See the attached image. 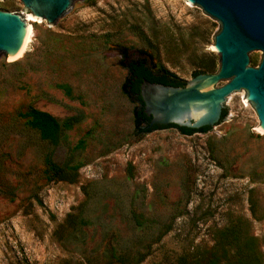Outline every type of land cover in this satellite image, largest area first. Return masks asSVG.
Segmentation results:
<instances>
[{
  "label": "rangeland",
  "instance_id": "374dc122",
  "mask_svg": "<svg viewBox=\"0 0 264 264\" xmlns=\"http://www.w3.org/2000/svg\"><path fill=\"white\" fill-rule=\"evenodd\" d=\"M76 6L60 28L31 20L20 60L0 63V264H109L114 249L147 253L139 264H264V133L245 95L203 134L137 135L121 89V50L185 82L217 70L218 22L185 0ZM29 106L76 118L65 144L30 128Z\"/></svg>",
  "mask_w": 264,
  "mask_h": 264
},
{
  "label": "water",
  "instance_id": "95a60500",
  "mask_svg": "<svg viewBox=\"0 0 264 264\" xmlns=\"http://www.w3.org/2000/svg\"><path fill=\"white\" fill-rule=\"evenodd\" d=\"M3 1L6 0H0ZM89 1L20 0L24 14L0 9V63L19 61L28 48L32 28L27 14L60 28L78 10L76 4L85 6ZM185 1L218 22L212 47L218 54L219 65L215 72L195 74L183 86L143 79L139 85L140 105L150 117L149 126H163L158 129L173 127L169 124L189 129L209 126V131L223 125L222 110L228 109L231 97L245 95L256 112L258 128L264 133V0ZM131 52L150 64L146 54Z\"/></svg>",
  "mask_w": 264,
  "mask_h": 264
},
{
  "label": "trees",
  "instance_id": "16d2710c",
  "mask_svg": "<svg viewBox=\"0 0 264 264\" xmlns=\"http://www.w3.org/2000/svg\"><path fill=\"white\" fill-rule=\"evenodd\" d=\"M121 54V66L127 71L121 89L123 93L129 97V99L137 103L132 111L134 133L137 135L144 134L163 127L157 124L149 126L150 117L146 116L142 105H140L142 101L139 95V85L143 79H146L150 82L171 86H183L185 81L178 79L175 75L171 74L164 68L155 69L153 63L150 62L149 64L146 58L141 56L134 57V54L128 53L127 50H121ZM254 64L256 63L254 62ZM215 71V68H211L210 70L206 71H194L193 76L201 72L212 73ZM58 87L64 89V92L67 95H70L71 90L68 86L59 84ZM226 112V108H223L220 121L225 117ZM20 116L27 119V124L30 126V128L36 130L39 133L41 139L46 140L53 145H57L59 143L65 144V132L76 122L75 117L58 119L51 114L38 110L32 106H29L25 112L20 113ZM168 126L176 127L183 134L188 135L197 131L204 132L210 129L209 126H204L199 129L178 127L174 124H169ZM45 163L47 166H49V171L52 176L58 177L59 179H71L69 174V163L66 162L63 165H57L52 160L50 154L46 155ZM164 233H166V231H164ZM146 256L147 253L140 251L130 252L126 250L114 249L111 253L109 264H139L146 258Z\"/></svg>",
  "mask_w": 264,
  "mask_h": 264
},
{
  "label": "bare ground",
  "instance_id": "6f19581e",
  "mask_svg": "<svg viewBox=\"0 0 264 264\" xmlns=\"http://www.w3.org/2000/svg\"><path fill=\"white\" fill-rule=\"evenodd\" d=\"M188 5H189V4H188ZM190 6H191V5H190ZM26 17H27L29 20H34V19H32V18H29V17H28V14H27ZM29 26H30V24H29ZM30 27H31V26H30ZM258 131H260L261 133H263L262 130H261L260 128H258Z\"/></svg>",
  "mask_w": 264,
  "mask_h": 264
},
{
  "label": "flooded vegetation",
  "instance_id": "af4514ba",
  "mask_svg": "<svg viewBox=\"0 0 264 264\" xmlns=\"http://www.w3.org/2000/svg\"><path fill=\"white\" fill-rule=\"evenodd\" d=\"M121 57H122V54H121Z\"/></svg>",
  "mask_w": 264,
  "mask_h": 264
}]
</instances>
